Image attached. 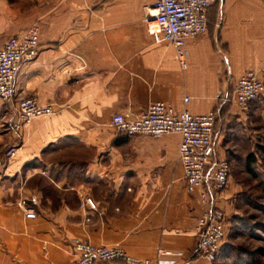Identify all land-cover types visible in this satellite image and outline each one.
<instances>
[{
  "label": "crops",
  "instance_id": "0c3cea01",
  "mask_svg": "<svg viewBox=\"0 0 264 264\" xmlns=\"http://www.w3.org/2000/svg\"><path fill=\"white\" fill-rule=\"evenodd\" d=\"M151 1L0 0V46L35 23L39 47L18 64L13 97L0 99V264L69 263L74 237L175 264H264V232L236 234L237 227L220 240L214 260L199 254L201 211L241 215V187L229 171L224 188L202 202L184 187L177 133L129 135L109 122L115 112L134 118L154 100L216 115L245 69H257L264 84V0L210 4L206 32L185 41L184 66L171 43L147 33ZM22 96L52 111L16 130L12 103ZM212 139L229 170L235 157L245 165L247 152L238 154L231 133L212 129ZM9 146L14 153L6 158ZM85 196L93 208L80 205ZM19 198L33 216L23 214ZM249 222L250 230L262 228Z\"/></svg>",
  "mask_w": 264,
  "mask_h": 264
},
{
  "label": "built area",
  "instance_id": "2783aa9c",
  "mask_svg": "<svg viewBox=\"0 0 264 264\" xmlns=\"http://www.w3.org/2000/svg\"><path fill=\"white\" fill-rule=\"evenodd\" d=\"M216 0H152L143 17L144 27L153 42H168L174 47L175 56L181 66L185 65L186 39L204 34L206 27V8ZM38 27L32 23L17 35L8 36L0 46V99L13 97V81L20 62H27L38 51ZM227 98L232 99L238 110L246 111L253 99L264 93V84L257 69H245L230 81ZM226 98V97H225ZM186 96L182 100L185 101ZM14 118L13 129L18 130L23 123L37 116H49L52 108L49 104H40L32 96H22L12 103ZM214 110L202 113H190L186 108L175 110L168 102L151 101L134 118H126L118 112L110 115V124L118 132L126 134L143 133L156 136L161 133L175 132L178 139V160L183 174L184 187L191 192L197 190L202 202H208L215 192L224 188L229 171L227 158L214 155L212 124ZM14 153L9 146L5 157ZM93 208L90 197L85 196L80 205ZM16 205L26 216H33V208L25 205V199L19 198ZM216 206L208 207L196 217L197 247L199 254L212 261L219 248V242L225 235L226 218ZM75 251L73 260L66 264H97L113 262L120 264H175L172 260L160 256L155 258L138 257L126 252L116 244H93L87 239L72 238ZM161 248L157 253L161 254ZM187 261V260H186ZM183 261L182 264L187 262Z\"/></svg>",
  "mask_w": 264,
  "mask_h": 264
},
{
  "label": "rangeland",
  "instance_id": "374dc122",
  "mask_svg": "<svg viewBox=\"0 0 264 264\" xmlns=\"http://www.w3.org/2000/svg\"><path fill=\"white\" fill-rule=\"evenodd\" d=\"M226 97V98H225ZM224 97L221 108L216 112V119L212 129H221L231 133L233 140H237L238 154L242 151L252 152L254 161L251 162L252 170H244V158H234L229 173L235 183L241 188L236 192L238 207L241 208L240 216L226 215L229 226L225 235L238 233L264 232V155L256 149L257 144H264V95L253 99L249 110H238L232 99ZM238 119V120H236ZM250 218H255L257 225L262 228L249 229Z\"/></svg>",
  "mask_w": 264,
  "mask_h": 264
},
{
  "label": "trees",
  "instance_id": "16d2710c",
  "mask_svg": "<svg viewBox=\"0 0 264 264\" xmlns=\"http://www.w3.org/2000/svg\"><path fill=\"white\" fill-rule=\"evenodd\" d=\"M221 106V105H220ZM219 106V107H220ZM221 108V107H220ZM220 108H218L217 109V111H219V109ZM216 111V112H217ZM215 115V114H214ZM215 119H216V115H215ZM215 119H214V122H215ZM214 122H213V124H212V127H213V125H214ZM256 149L257 150H259L260 151V153L261 154H263L264 155V144H257L256 145ZM254 161V157H253V154H252V152H247L246 154H245V169H246V171L247 172H250L251 170H252V168H251V162H253Z\"/></svg>",
  "mask_w": 264,
  "mask_h": 264
}]
</instances>
